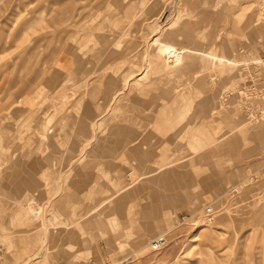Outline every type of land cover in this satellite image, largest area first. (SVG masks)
Instances as JSON below:
<instances>
[{"label": "rangeland", "instance_id": "rangeland-1", "mask_svg": "<svg viewBox=\"0 0 264 264\" xmlns=\"http://www.w3.org/2000/svg\"><path fill=\"white\" fill-rule=\"evenodd\" d=\"M263 60L264 0H0V264H264Z\"/></svg>", "mask_w": 264, "mask_h": 264}, {"label": "built area", "instance_id": "built-area-1", "mask_svg": "<svg viewBox=\"0 0 264 264\" xmlns=\"http://www.w3.org/2000/svg\"><path fill=\"white\" fill-rule=\"evenodd\" d=\"M263 62H264V60H263ZM207 212L212 214V212H210L209 209H207ZM151 243L152 244L150 246L152 247V249L158 250L159 248L162 247L163 244H165V238H163V236H159V237L155 238L154 240H152Z\"/></svg>", "mask_w": 264, "mask_h": 264}, {"label": "bare ground", "instance_id": "bare-ground-1", "mask_svg": "<svg viewBox=\"0 0 264 264\" xmlns=\"http://www.w3.org/2000/svg\"><path fill=\"white\" fill-rule=\"evenodd\" d=\"M178 54H179V51H176L174 49H170L168 52H167V55H166V58H170V57H174L176 58L175 60H177L178 58Z\"/></svg>", "mask_w": 264, "mask_h": 264}]
</instances>
